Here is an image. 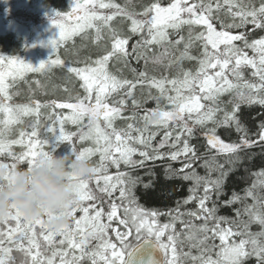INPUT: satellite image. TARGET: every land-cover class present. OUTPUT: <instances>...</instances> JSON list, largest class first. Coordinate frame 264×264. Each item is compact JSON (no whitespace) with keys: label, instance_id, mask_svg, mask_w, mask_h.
<instances>
[{"label":"snow or ice","instance_id":"1","mask_svg":"<svg viewBox=\"0 0 264 264\" xmlns=\"http://www.w3.org/2000/svg\"><path fill=\"white\" fill-rule=\"evenodd\" d=\"M224 3L228 5L233 20L239 18L240 21L239 24L234 22L227 27H245L252 24L255 28L264 29V0L258 8H246L234 3L233 0H224ZM70 8V12H55L49 18L52 25L58 30L57 38L50 42L52 48L58 49L61 43L87 29H95L96 39L99 40L103 26L108 27L112 33L111 50L96 59L92 65L67 68L69 73L83 81L81 86L86 95L83 98L77 97L75 103L52 102L54 108L70 109L71 114L59 120V132L55 127L47 129L52 134L51 139H39L36 126H32L31 132L21 130L18 139L7 138L6 133L11 130V126L22 123V118L25 116L36 115L38 117L40 108L47 105H41L38 102H34V106L9 104L8 101L12 99V96L9 93V85L5 78L22 76L25 72H43L52 66L62 65L63 61L57 58L50 62H42L39 66L34 67L16 57L0 56V115L3 117L0 119V155H11L14 161L11 165L0 164V189L5 185H11L13 182L14 175L18 172L17 163H26L27 170H31L36 166L40 157H49L63 143L73 145V136L76 134L65 132L64 121L67 120L79 125L83 118L87 117L89 121L88 131L86 133L82 131L79 140H90L94 147H86L77 151L73 145L68 153L78 160H89L91 157L99 155V164L93 167L92 178L95 179L96 185L102 193L111 197L113 192L119 191V199L127 201L128 206L124 208L126 219L120 220V223L125 225L128 230L124 233L116 232V238L120 244L119 248L116 243L108 240V229L111 221L117 217L119 206L114 202L111 203V210L107 213L109 224L103 223V209L98 208L93 213L91 209L95 208V205L86 206L85 204L87 201L96 200V196L89 189V180L70 176V180L77 181L74 206L65 213L70 218L71 223L60 231H53L46 224V219L51 217L42 216L30 219L13 206L12 212L7 217L0 219V264H11L10 253L13 246L30 257L31 264H55L56 257H59V264H78L88 254L86 245L90 237L101 241L98 250L91 253L92 264H97V256L103 264H127V259L149 241H153L155 246L163 251L166 264H178L177 244L179 241L173 226L171 224H165L163 227L157 226L155 218L159 213L156 211L148 212L136 204L132 188H134L138 178H133L124 171H118L115 176L107 173L109 164L118 170L121 164L134 169L143 167L146 160L167 158L171 161H177L181 157L184 158L182 167L180 169L169 167L166 172L184 180L193 181L194 187L190 189L192 195L185 203L196 199L195 193L203 183L204 194L199 197L198 202L200 212L204 215L201 216L198 213H190L189 215L195 216L196 219L216 221L211 229L207 223L197 229L199 232L206 233L204 238L199 240L200 244H204L209 239L208 232L212 233L213 239L218 238L220 242L219 251L216 253L217 259L213 260L210 255L206 259L203 256L194 259H200L201 264H244L245 259L255 256L257 264H264V211L257 210L255 204L245 206L242 211L248 215V221H241L235 230L231 226L221 227V222H229L228 218L217 217L215 215L217 209L215 207L209 208L207 201L211 198L214 190L219 195L226 173L222 172L221 177L216 180H208L199 176L193 169V161L196 159L197 153L189 143V139L194 136L196 126L206 128L208 124H212L213 127L207 128L204 133L207 144L220 154L233 156L234 159L230 161L231 163L241 160L237 154L242 147L249 148L257 143L248 139L247 129L241 124L237 112L241 104L264 106V38L249 43L244 35H233L229 31H217L211 23L213 12L211 3L207 5L202 2L189 4V0H171L167 6H162L160 0H153L152 3L144 7L143 12L134 13L127 11L126 8H121L117 3H105L104 0H73ZM97 8L114 9L115 11L111 15H102L95 10ZM219 8L220 5L217 3L216 10ZM232 9L237 10L232 11ZM184 13L188 14L187 19L183 17L182 14ZM117 15L124 16L131 21V34H141L145 29L147 31V36L142 37L137 42V45L133 47V52H136L137 47L169 43V29L178 31L184 25L189 26L187 41H184L183 37L175 41L177 46L183 43V51L172 63L179 65L185 59L197 60V70L195 72L182 71L180 77L172 79L162 77L160 79L152 78L148 81L152 87L160 92L161 96H164L168 91L175 93V95L166 96L171 105L170 110H161L159 98H157V109L152 110L150 115L143 117L145 131L149 123H155L165 128L169 127L170 124H175L180 129L175 137V142L170 145H168V141L171 139V132L165 134L164 139L157 147H152V136L145 138L140 129H134L133 124L127 125V131H117L113 126V122L120 115L121 109L109 106L107 98L111 93L123 88L128 89L126 95L130 97L132 96V89L136 87V83L127 79H118L108 71V63L111 58L115 56L127 57L128 55L126 45L129 38L117 35L116 30L110 27V22ZM138 15L144 19H137ZM73 20L75 23H70ZM201 25L204 26L205 31L193 35V26ZM194 41L202 42L203 51L199 57L190 54ZM235 41H243L244 47L251 48L256 56L249 57L246 52L234 44ZM222 45L223 48H221ZM165 55H167L166 51ZM162 62L159 57L153 59V63L160 64ZM243 67H250L253 70L252 75L259 79L258 84L244 80L241 71ZM3 69H7V71ZM139 76L146 77V73L140 72ZM166 85H171V88H166ZM226 93H234V100L229 101L232 104L230 112L221 108L220 97ZM202 101H209L210 104L206 107ZM119 103L124 104V101L121 100ZM136 103L133 100V104ZM221 111L224 113L223 118L218 120L217 113ZM153 117H158V119L153 120ZM101 118L104 121V127L100 124ZM220 126H234L237 132L243 133L240 142L225 143L221 140L216 134V128ZM106 129H111V132L106 131ZM133 130L139 135L133 137L131 135ZM182 136L187 138L182 141L181 148L168 153L159 151L166 145L175 149L176 143L181 142ZM259 140L264 141V125H261ZM137 144L142 145L143 148H137L135 146ZM13 145H19L23 150L18 155L13 154L11 151ZM45 145H48L47 150H45ZM137 155L141 158L139 161L133 159ZM190 169L191 171H186ZM257 175L264 177V171L257 173ZM101 180H103L102 187L100 186ZM259 183L264 186V179L260 180ZM255 187L254 184L253 188ZM245 195L254 200L257 199L252 189H247ZM242 199L233 193L232 198L226 204L231 205L240 202ZM78 213H83V215L77 217ZM241 214V210L238 209L237 216ZM251 223L259 224L262 231L250 232L248 229ZM186 227L191 228L193 226L187 224ZM168 229L173 230L167 237V243H164L161 238ZM133 231L138 241L135 246L127 243ZM56 237H61L59 245H66L70 251L52 250L50 257L44 256L41 251L40 238L47 245L52 246L56 242ZM235 237H240L238 242ZM188 239H193L191 233ZM25 241H27V247L24 245ZM34 249L35 251H33ZM76 250H79V256L70 254ZM169 250H171L170 260L168 259Z\"/></svg>","mask_w":264,"mask_h":264},{"label":"trees","instance_id":"2","mask_svg":"<svg viewBox=\"0 0 264 264\" xmlns=\"http://www.w3.org/2000/svg\"><path fill=\"white\" fill-rule=\"evenodd\" d=\"M40 1L44 4L46 3V5L50 4L52 6L59 7V5L57 4H62L64 0ZM109 1H114V3H122L127 11L134 13L143 12L144 7L153 2V0ZM160 2L162 3V6H167L171 2V0H160ZM201 2L205 5L209 3L212 4L213 12L211 15V23L217 29V31H229L230 34L233 35H244L249 43L254 40L264 38V29L255 28L252 24H248L245 27H227L228 25L234 22L236 24H239L240 21L239 18H236L235 21L233 20V17L229 12L228 5L224 3V0H189V4ZM233 2L238 3L246 8H258L262 0H233ZM217 3L220 5L219 10H216ZM236 10L237 9H232V11ZM182 15L185 19L188 18L187 13H184ZM136 18L140 19L142 18V16L138 15ZM116 26L117 25H113V28L115 30H117ZM201 31H205L204 26L202 25L194 26L192 32L193 35H195ZM116 33L119 36L126 35V32L123 30L121 32L116 31ZM127 37L129 38L128 33ZM181 37L184 38V41H187L189 37L188 25L182 26L181 29H179L178 31L170 29L168 36V40L170 42L163 44L158 48H155L154 51L153 49L152 51H150L147 46L144 49L141 48V50H136V52H134L136 56H139L140 59L145 58L147 61L151 62L145 64L144 66H134L127 62V65L124 67V69L128 70L127 72H125V74L127 75L126 79L136 84L143 80L146 84H150L148 83V81H150L149 79H152L153 77H158V79H160L162 77L170 76L171 78L169 79H172L180 77L182 75V71L195 72L198 68L197 60L185 59L179 65H177L176 63H172V61H174L175 58L179 57L180 53L183 51V43H181L179 46L175 44V41L180 39ZM105 38L106 35L104 34V37H101V39L99 40L93 38H86V41L96 43L100 47V41L104 40ZM82 43L83 41L78 42L77 40H74V43L72 42L69 44L68 49L75 53L74 56H68L67 64H72V62H82L84 58H86L88 61L94 62L96 59H98L96 58L97 56L101 57L102 55L106 54L99 47H96L94 45H83L81 47ZM234 44L237 47L241 48L244 52H246L249 57L256 56V53H254L251 48L244 47L243 41H235ZM133 47L134 44L129 39V42L126 46L128 54L133 53ZM221 48H223V45L221 46ZM165 51L167 52V55H165ZM202 51V42L194 41L193 47L190 49V54L192 56L199 57ZM157 57L161 58L163 62L160 64L153 63V59ZM113 60V58L110 59V61L115 62ZM241 71L243 73L244 80L257 84L259 83L258 77L252 75L253 70L250 67H243ZM140 72H145L146 77H140ZM71 76L73 75L71 74ZM119 78H123V76L119 75ZM230 78L232 77L230 76ZM49 79L51 80H49L48 82L42 80L39 83H35L32 86L26 88V90H24V87L18 86L15 89V94L21 95L23 97V93L28 94H25L24 98L35 95L34 100L40 99V102H47L50 104L53 101H59L58 103L69 102L71 96H73L75 93H80L79 87L77 86L74 77L68 78L63 75L61 76L58 74H54L49 77ZM62 90H64L65 93L62 96H59L61 95ZM126 92L127 88L123 92L111 94L107 98L111 101L108 104L109 106L118 107L121 109L120 114L123 115L122 122L126 123L127 125L129 123L133 124L134 129L138 128L143 133L145 132V121L143 117L146 115H150L152 110L157 109V98H159V108L161 110H170L171 105L168 102H165L164 100L168 95H175L174 92L168 91L164 96H161V94H158L159 91L157 89L150 90L148 91V93L145 94L140 93V91L136 89L134 100L137 103L134 105L133 99H126ZM145 95L146 99L141 102V99H143ZM149 97L150 99L148 100ZM121 100L124 101V104L119 103V101ZM233 100L234 93L224 94L220 97L221 108L230 112L232 110V104L229 103V101ZM202 103H204L206 107L210 104L209 101H202ZM64 110H66V113L71 114L70 109ZM223 114V111L218 112L217 119H222ZM237 116L240 119V122L243 127L247 129L248 139L257 142L252 147L241 148V150L237 154L239 155V157H241V160L238 162L231 163L230 161L234 159V157L231 155H229L226 159L225 155L218 156L219 154H216L214 150L207 149L210 146L207 144V140L204 133L207 128L213 127L212 124H208L206 128H200L199 126H196L194 136L189 139V143L192 146L194 145V148L197 153V157L193 161V169L199 176L205 177L208 180H216L221 177L222 172L226 173V176L223 179L219 195H217V192L214 190L211 194V198L207 201V206L209 208L215 207L217 209L215 213L217 217L228 218L229 222H221V227L227 228L231 226L234 230L237 228L241 221L249 220L248 215L243 213L242 211L245 206L255 204L257 210L264 211V207H261L262 205H264V186L259 183V181L264 179V177H259L257 175V173L264 171V141L259 140V132L261 130V125H264V106H260L259 104H253L251 106L247 104H241L240 109L237 112ZM101 123L102 127H104V122ZM189 123L191 124V121H189ZM177 129L180 130L178 127ZM127 130L128 129L126 127L123 131ZM171 131V138H173L175 136V129L170 128L169 132ZM146 134L152 135L151 132H147ZM165 134V130L160 131L159 136L157 138H154V141L156 142L154 147H157L159 145V143L162 141L159 139L163 138ZM216 134L221 140L225 141V143H239L241 136L243 135V133L237 132L234 126L217 127ZM131 135L135 137L138 136L139 133L133 130L131 131ZM182 137L181 142L176 143L175 149L166 145L164 147V150L159 151L162 153H168L181 148L183 141ZM184 138L186 139L187 137ZM82 142L83 141L79 140V137H76L75 143L78 146ZM169 144L170 142H168V145ZM200 156L205 157L203 160H201ZM183 160L184 158L180 159L179 161H171L167 158L161 160H146L144 162L143 167H136L134 169L131 168V170H134V172L130 175L133 178H138L137 183L135 184L134 188H132V191L133 193H137L138 195L139 203L136 204L139 207L143 208L148 212L156 211L159 213V215L155 218L157 226L163 227V225L165 224H171L173 226L175 234L178 237L179 241V243L177 244L178 264H201L200 259L194 258H199L203 256L206 259L210 255L213 260L217 259L216 253L219 251L220 242L218 238L213 239L212 233L208 232L207 235L209 239L205 241L204 244H200L199 240H202L206 233L199 232L197 231V229H199L200 226L204 225L205 223H207L208 227L211 229L215 225L216 221L211 219L205 221L204 219H196L195 216L189 215L190 213H198L201 216L204 215L200 212L198 202L199 197L204 194L203 183H201L200 188L195 193L196 199H193L191 202L185 203L189 196L192 195L190 189L194 187L193 181H183L179 178V176L166 172V169H168L169 167H171L172 169H180L182 167ZM25 168L26 167L24 165L19 164L17 170L23 171L25 170ZM186 171H191V169ZM254 184L256 185L255 188H253ZM247 189H252L255 196L257 197L256 200H254L250 196L246 197L245 192ZM233 193L239 195L243 199L240 202L233 203L231 205L226 204V202L232 198ZM113 202L114 201L110 203H100L101 208H103L105 212L104 217H102V222L105 224H109V221L107 219V213L111 210L110 205ZM114 203L119 206L117 217L114 218L116 220V226L114 224L110 225L107 233V239L110 240L112 243H116L119 248L120 244L116 238V227L119 231H123V233L127 230L125 225L120 223V220L126 219V216L124 212V204L121 202ZM87 204L89 206L90 202H88ZM238 209L242 212L240 216H237ZM81 215H83V213H78L77 217ZM187 224H191L193 227L188 228L186 227ZM111 228L115 229L114 233H111ZM172 230L173 229H168L165 231V235L161 238L164 243H167V237L172 232ZM248 230L252 233L262 231L261 226L256 223H251ZM133 233V236L136 237L134 231ZM190 233L193 236V239L191 240L188 239ZM60 239L61 237H57L56 239V242H58V244ZM235 239L238 242L240 237H235ZM39 242L41 245V251L46 257L51 256L52 250L60 251L62 249H67L66 245L61 246L57 245V243L52 246H49L43 241L42 238H40ZM137 242L138 241H134L132 243L135 244ZM169 253L171 254V250H169ZM10 257L11 264H31L30 257L26 256L23 251L17 250L16 246H13V250L10 253ZM57 258L58 257H56L55 259V264H57ZM78 264L88 263L80 262ZM244 264H257V259L255 256H250L244 260Z\"/></svg>","mask_w":264,"mask_h":264},{"label":"rangeland","instance_id":"3","mask_svg":"<svg viewBox=\"0 0 264 264\" xmlns=\"http://www.w3.org/2000/svg\"><path fill=\"white\" fill-rule=\"evenodd\" d=\"M72 2H73V0H64L62 2V4L65 3V8H66L65 12L71 11L70 5ZM104 2L105 3H108V2L114 3V1H109V0H104ZM117 4H119L121 6V8H124V5L122 3H117ZM57 5H59L61 7L60 3ZM137 5H139V4H137ZM47 8H50V7H48L46 5V3L44 4L40 0H0V15L1 14L5 15V18H1V16H0V56L16 57V58H19L20 60L24 61L25 63L31 64L34 67L39 66L42 62H46V61L50 62L51 60H54L57 58H59L60 60H62L64 62L63 65L52 66L43 72H25V73H23L22 76H17L15 78H12V77H6L5 78L6 83L9 85V89H8L9 93L12 96V99L10 101H8L9 104H11L13 106H15V105H33L34 106V102H38L41 105H47L46 107L40 108L38 117L36 115L25 116L22 118V123L11 126V130L6 133V136L8 139H18L19 138V132L21 130H23L25 132H31L32 126H36V131L38 132L39 139H46V138L51 139L52 134L49 133L47 129L49 127H55L57 132H59V128H60L59 120L62 119L63 117L70 115V113H66L65 112L66 110H64V109L54 108L52 102L49 104L47 102L46 103L40 102V99L34 100L35 95H33V96L29 95L31 97L24 98L26 93L22 92L24 97L21 95L15 94V89L18 86H22V87H24V90H26V88L32 86L35 83H39L42 80L48 82L49 80H51V79H49V77H51L54 74L55 75L58 74V75H61V76L63 75V76L68 77V78L74 77L75 82H76L77 86L79 87L80 93H75L73 96H71V98L69 99V102L75 103L77 97L83 98L86 95L83 87L81 86L83 81H81L74 74H72L73 76H71V73H69L67 71V68L68 67H86L88 65H92L93 62L88 61L86 58H84L82 62H76V63L72 62V64L71 63L67 64L68 56H70V57L74 56V53H75L73 51H70L68 49V46L70 43H72V42L74 43V40H77L78 42L83 41L81 47L83 45H87V46L94 45L96 47H99L96 43L86 41V38L96 39V31H95V29H87L84 32L78 33V34L72 36L67 41L61 43L60 47L58 49L54 50L52 48L50 42L57 38L58 30L52 25L49 18L53 15V13L61 12L60 11L61 9L58 7H56L55 9L54 8L47 9ZM95 10L102 15H111L115 11L114 9H100V8H97ZM31 11H33V12L31 13ZM140 19H144V17H142ZM70 23H75V21L74 20L70 21ZM130 24H131V21L128 20L126 17L121 16V15H117L110 22V27L113 28V25H117L116 31H119V32H121L122 30L125 31L126 35H123V36L120 35L121 37H127V33H128L129 39L133 42L134 46H136L137 42L140 41L142 39V37L147 36V31L145 29V31L143 33L138 34V35H133L130 32ZM193 28H194V26H193ZM169 31H170V29L168 30V32ZM192 31H193V29H192ZM104 34L106 35L107 39L105 38L104 40L100 41L101 46L99 48L104 53L107 54V52L111 50V45L113 43L112 35H111L112 33L109 31L108 27L102 26L101 37H104ZM160 46L161 45H152V46H147V48L150 49V51H152V49L154 51L155 48H158ZM141 48L144 49L146 47H137V50H141ZM96 58H100V56H97ZM113 59H114L113 61H115V62L109 61V63H108V71L112 75H115L118 79H126L127 78V75L125 74V72H127L128 70L124 69V67L127 65V63H125V60H127V62H129L130 64H132L134 66H139V65L144 66L145 64L151 62V61H147L145 58L140 59L139 56H136L134 52L128 54L127 57L115 56V57H113ZM3 70L7 71V69H3ZM13 71H15V70H13ZM119 75L120 76L122 75L123 78H119ZM153 78L158 79V77H153ZM165 78L169 79L171 77L168 76ZM149 80H151V79H149ZM144 84L146 85L145 86L146 88L144 87ZM166 88L170 89L171 85H166ZM125 89L126 88H123V89H120L117 92H113V93L123 92ZM136 89H138V91H140V93L146 94V93H148V91L155 90L156 88L152 87L150 84H148V86H147V84L143 80V81L139 82L138 84H136V87L134 89H132V96H130V97L126 96V99H128V100L133 99L134 100ZM22 93H20V94H22ZM64 93H65L64 90H62L61 95H59V96H62ZM113 93H111V94H113ZM158 94H160V92H158ZM26 95H28V94H26ZM145 99H146V95L143 97V99H141V102L144 101ZM149 99H150V97L148 98V100ZM164 101L168 102L167 99H165ZM56 102H59V101H56ZM110 102L111 101L109 99H107V103H110ZM70 112H71V110H70ZM122 116L123 115L120 114L113 122V126L116 128L117 131H123L127 127V124L122 122ZM2 118H3L2 115H0V119H2ZM152 119L156 120V119H158V117H153ZM101 122H104L102 118L100 120V124L102 126ZM88 124H89V121H88L87 117H84L82 122L79 125L73 124L67 120L64 121L63 127H64L65 132L76 134L73 136V145L77 149V151H81L86 147H94L92 141H90V140L83 141L79 146L75 143L76 137H79V135L81 134L80 131H87L88 130ZM170 128L175 129V132H174L175 136L168 141V142H170V144H172L175 142V137L180 131L177 129V126L175 124H170L169 127L165 128V127L159 126L155 123H149L147 125V130L143 133V135L145 138H148L150 135H147L146 133L147 132L152 133L151 145H152V147H154L156 144V142L154 141V138H157L159 136L160 131L165 130L166 133H168ZM106 131L111 132V129H106ZM171 133H172V131H171ZM164 137L159 139V140H163ZM182 139L184 140L185 138L182 137ZM113 140H114V137H113ZM73 145H69L65 142L53 154H55L57 156L66 154V153H68V151H70V149ZM136 147L141 148V149L143 148V146L139 145V144H137ZM193 147H194V145H193ZM47 149H48V145H45V150H47ZM207 149L214 150L216 154H219L218 156L225 155L226 159L229 156L227 154H220L216 151V149H212L211 147H208ZM22 150H23L22 147L19 145H13L11 148L12 153L17 154V155ZM159 150H164V148L159 149ZM204 157L205 156H200V159L203 160ZM182 158L183 157H181L180 159H182ZM133 159L139 161L140 157L137 155V156L133 157ZM89 161L94 163V164H99V155L97 154V155L91 157L89 159ZM13 163H14V161H13L11 155H7V154L0 155V164L11 165ZM19 164L26 165V163H17V167ZM94 166H97V165H93V167ZM109 166H112V165L109 164ZM112 167H114V169L108 168L107 174L117 173L118 171L128 172L129 174L134 172V170H131V168H129L128 166H125L123 164H121V166H120V167H122V169H119V170L115 166H112ZM26 168H27V165H26ZM112 176H115V175H112ZM92 179L93 178L89 179V189L93 192L94 195H95V193H97L99 195V200L98 201L97 200L87 201V202H85V204H86V206H88L87 203L90 202L89 206H91L93 204L95 205V208L91 209V211L93 213L96 209L101 208V205H100L101 202H103V203L104 202L110 203L112 201L121 202L124 204V207L128 206L127 201H121L119 199V191L113 192L111 197H109L107 194L102 193L99 190V188L96 185L95 179H93V180ZM180 179L185 181L182 178H180ZM100 186L101 187L103 186V180L100 181ZM132 193H133V191H132ZM133 195L135 196L136 203H139L137 193L136 194L133 193ZM100 199H103V200H100ZM106 199H111V200H106ZM114 232H115V229L111 228V233H114ZM133 234L134 233H132V236L127 241V243L130 245L134 244L132 242L137 241L136 237L133 236ZM56 239H57V237H56ZM55 243H57V245H59L58 242H55ZM24 244L26 245V247L28 246L27 241H25ZM100 245H101V241L96 240V239H92L90 237L89 241L86 245V251L88 254L85 255L83 257V259H81L78 263L87 262L88 264H92L91 253L97 251V248ZM64 250L70 251L68 249H64ZM33 251H35V249ZM70 254H75L76 256H79L80 252H79V250H76L74 253L70 252ZM168 259L169 260L171 259L170 253L168 254ZM96 260H97V264L103 263L100 260L99 256L96 257ZM58 261H59V257L56 260L57 264H59Z\"/></svg>","mask_w":264,"mask_h":264},{"label":"clouds","instance_id":"4","mask_svg":"<svg viewBox=\"0 0 264 264\" xmlns=\"http://www.w3.org/2000/svg\"><path fill=\"white\" fill-rule=\"evenodd\" d=\"M93 166L89 160L76 159L69 153L40 157L31 170L18 171L11 185L0 189V219L7 217L13 206L30 219L42 216L53 231H60L70 223L65 214L74 206L77 181L92 178Z\"/></svg>","mask_w":264,"mask_h":264},{"label":"water","instance_id":"5","mask_svg":"<svg viewBox=\"0 0 264 264\" xmlns=\"http://www.w3.org/2000/svg\"><path fill=\"white\" fill-rule=\"evenodd\" d=\"M127 264H165V256L153 241H149L127 259Z\"/></svg>","mask_w":264,"mask_h":264},{"label":"flooded vegetation","instance_id":"6","mask_svg":"<svg viewBox=\"0 0 264 264\" xmlns=\"http://www.w3.org/2000/svg\"><path fill=\"white\" fill-rule=\"evenodd\" d=\"M48 7H50V8H47V9H51V8H56L55 6H52V5H50V4H48L47 5ZM58 8H60L61 10V12H65L66 11V8H65V3H63V6H62V4H61V7L59 6ZM33 11H31V13H32ZM30 13V14H31ZM34 15V14H33ZM1 16V18H5V15L3 14H1L0 15ZM33 21V20H32ZM146 85L144 84V87H145ZM147 86H148V84H147ZM88 131V130H87ZM87 131H83L84 133H86ZM82 131H80V133H81ZM91 143V142H90ZM91 164H92V166L93 165H98V164H94V163H92L91 162ZM108 168H110V169H113L114 167H112V166H109L108 165ZM120 169H122V167H120ZM117 173H109L108 175H116ZM93 180V179H92ZM95 196H96V200L98 201L99 200V195L97 194V193H95ZM100 200H103V199H100ZM106 200H111V199H106ZM116 222H114V224H115ZM118 224V223H117ZM115 226H116V224H115ZM128 230V229H127ZM126 230V231H127ZM116 231H119L118 229H117V227H116ZM119 232H121V231H119ZM121 233H123V231L121 232Z\"/></svg>","mask_w":264,"mask_h":264}]
</instances>
